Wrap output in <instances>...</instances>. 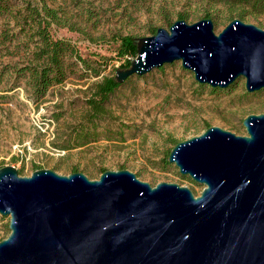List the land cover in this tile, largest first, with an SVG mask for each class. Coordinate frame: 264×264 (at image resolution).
I'll return each instance as SVG.
<instances>
[{
	"label": "water",
	"instance_id": "obj_1",
	"mask_svg": "<svg viewBox=\"0 0 264 264\" xmlns=\"http://www.w3.org/2000/svg\"><path fill=\"white\" fill-rule=\"evenodd\" d=\"M137 49L118 82L181 60L201 84L228 88L243 76L248 92L264 89V29L240 18L219 34L212 18L178 19ZM243 124L245 135L210 126L172 148L169 162L204 185L198 196L129 169L91 179L1 167L0 214L11 231L0 264H264V113Z\"/></svg>",
	"mask_w": 264,
	"mask_h": 264
},
{
	"label": "rangeland",
	"instance_id": "obj_2",
	"mask_svg": "<svg viewBox=\"0 0 264 264\" xmlns=\"http://www.w3.org/2000/svg\"><path fill=\"white\" fill-rule=\"evenodd\" d=\"M11 1L21 9L28 5L55 9L61 21L51 26L54 37L70 39L84 57L98 52L110 57V63L100 76L82 66L75 67L64 83L49 90L39 106L27 96L23 84L3 92L8 97L0 99V167L13 165L24 176L31 175L37 166L66 175L77 167L91 179L100 177L101 168H124L152 186L174 182L190 187L198 196L204 185L180 174L175 164L165 165L166 153L173 148L170 140L199 135L209 125L245 135L243 120L249 114L264 113V89L248 92L245 77L221 88L223 91L214 93L207 84L202 90L194 73L178 60L163 65L162 70L154 68L143 79L133 76L124 82L112 97V115L101 123L98 139L68 151L56 149L53 142L70 137V131L86 113L93 83L116 75L117 69L128 68L115 57L121 37L131 35L138 42L153 35L154 28L169 29L180 15L188 23L209 15L216 34L234 18L264 29V10L239 0ZM10 25L11 33H24L14 21ZM19 36L21 40L3 51L5 63L22 65L34 49L31 39ZM28 42L30 47L24 44ZM9 223L10 216L0 214V240L9 236Z\"/></svg>",
	"mask_w": 264,
	"mask_h": 264
},
{
	"label": "trees",
	"instance_id": "obj_3",
	"mask_svg": "<svg viewBox=\"0 0 264 264\" xmlns=\"http://www.w3.org/2000/svg\"><path fill=\"white\" fill-rule=\"evenodd\" d=\"M239 2L248 4L259 11L264 10V0H239ZM184 17V15H180L179 19H184ZM207 17L209 18V15ZM12 21L15 22V26L22 27L24 33H11L10 24ZM60 21L61 17L56 10L46 5L42 9L32 5L21 9L17 8L11 0H0V99L8 97V94H2L3 92L13 91L23 84L27 96L39 106L44 102L49 90L64 83L75 67L82 66L83 69L92 71L95 76H100L102 71L107 69L110 57L98 52L92 53L94 58L84 57L78 46L70 39L52 35V24H60ZM27 28H29V31ZM157 29H153L154 34ZM19 34L31 39L35 47L25 58L22 65L12 64L11 62L5 63L2 60L3 51L9 49L10 44L12 45L14 42L21 40ZM33 37H36V39ZM31 42L24 44L30 47ZM137 53V39L131 35L121 37L116 50L117 56H115L123 60L121 66L130 67ZM163 68V66L160 67V70ZM133 76L140 79L145 78V75H132L124 82L129 81ZM124 82H118L115 75L104 76L101 80L94 82L91 87V94L86 100L88 109L82 120L75 124L74 129L70 131V137L53 142V146L56 149L68 151L87 145L93 139H98L101 123L112 115V97L123 86ZM199 86L202 90L206 88L205 84ZM221 90V88H212L214 93ZM73 134L75 135L73 136ZM178 142L176 139L170 140L173 147ZM171 150H168L167 157L164 160L167 167L171 165L168 160ZM40 168L42 167L37 166L35 170ZM106 170L108 169L101 168L100 175ZM79 171L75 167L71 173ZM19 172L21 174V171Z\"/></svg>",
	"mask_w": 264,
	"mask_h": 264
}]
</instances>
